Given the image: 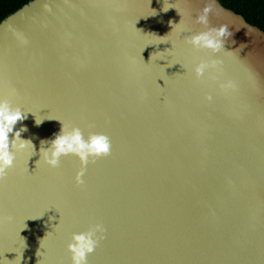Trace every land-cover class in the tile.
Masks as SVG:
<instances>
[{
	"label": "water",
	"instance_id": "1",
	"mask_svg": "<svg viewBox=\"0 0 264 264\" xmlns=\"http://www.w3.org/2000/svg\"><path fill=\"white\" fill-rule=\"evenodd\" d=\"M208 3V28L229 33L216 56L184 43ZM212 58L219 71L194 80ZM0 98L34 153L0 179V264H71V235L95 224L87 264H264V31L241 15L217 0H31L0 21ZM59 121L111 144L80 187L74 158L37 162Z\"/></svg>",
	"mask_w": 264,
	"mask_h": 264
},
{
	"label": "clouds",
	"instance_id": "2",
	"mask_svg": "<svg viewBox=\"0 0 264 264\" xmlns=\"http://www.w3.org/2000/svg\"><path fill=\"white\" fill-rule=\"evenodd\" d=\"M167 10L164 9L163 11ZM212 10L213 4L208 3L195 17L194 22L207 30L186 37L184 43L193 51H206L209 55L216 56L222 48V41L227 38L229 33L226 32L224 26L208 28V16ZM220 65L219 60L199 62L191 68L192 77L199 81L206 72H218ZM211 82L216 83V78L212 77ZM217 90L221 94L234 92L235 85L231 81L219 83ZM11 91L14 93V89ZM204 100L210 102L212 97L210 95L205 96ZM24 118L25 116L19 108H14L8 99L0 98V179H3L6 172L13 167L17 153H22L28 149H31L33 153L32 142L21 139V133L27 129L21 127L16 131L13 130L17 122ZM59 122L61 127L58 133L54 134L51 139L40 142L41 148L37 162H42L49 169H56L61 158H74L79 164L74 182L77 187H80L83 183L82 177L85 168L97 159L107 157L111 144L109 138L103 133L89 132L85 137L79 127ZM35 123L39 125L41 120H35ZM10 134L11 139L9 138ZM45 144L47 147H44ZM103 239L104 229L100 224H95L86 231L71 235L65 249L71 264H87L86 257L92 254L97 244Z\"/></svg>",
	"mask_w": 264,
	"mask_h": 264
},
{
	"label": "trees",
	"instance_id": "3",
	"mask_svg": "<svg viewBox=\"0 0 264 264\" xmlns=\"http://www.w3.org/2000/svg\"><path fill=\"white\" fill-rule=\"evenodd\" d=\"M31 0H0V21ZM241 15L249 24L264 31V0H217Z\"/></svg>",
	"mask_w": 264,
	"mask_h": 264
},
{
	"label": "snow or ice",
	"instance_id": "4",
	"mask_svg": "<svg viewBox=\"0 0 264 264\" xmlns=\"http://www.w3.org/2000/svg\"><path fill=\"white\" fill-rule=\"evenodd\" d=\"M215 58H212V60H214ZM202 62V61H201ZM203 62H207V61H203ZM174 64H179L180 65V67L183 69V72H182V74H177V75H179V76H183L184 74H185V71H186V67H190V66H186L182 61H180V60H177V61H175L172 65H174ZM212 74V72H206V73H204L202 76H201V78L200 79H203L205 76H208V75H211ZM195 80V79H194ZM95 163V162H94Z\"/></svg>",
	"mask_w": 264,
	"mask_h": 264
}]
</instances>
